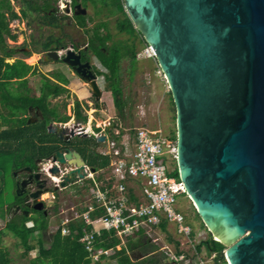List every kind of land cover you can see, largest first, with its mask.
I'll list each match as a JSON object with an SVG mask.
<instances>
[{
  "label": "water",
  "instance_id": "1",
  "mask_svg": "<svg viewBox=\"0 0 264 264\" xmlns=\"http://www.w3.org/2000/svg\"><path fill=\"white\" fill-rule=\"evenodd\" d=\"M122 3L165 76L175 110V164L184 194L213 237L226 246L229 264H264V0ZM74 8L76 15L87 12L80 3ZM68 59L69 53L65 60L73 63ZM85 80L101 100L95 79ZM106 138L105 132L96 137L98 142ZM45 159L52 162L54 175L57 163L70 166L60 186L85 176L84 160L75 149L56 150ZM27 185L28 179L18 185L19 195ZM42 192L30 197L36 210L48 214L39 199Z\"/></svg>",
  "mask_w": 264,
  "mask_h": 264
},
{
  "label": "rangeland",
  "instance_id": "2",
  "mask_svg": "<svg viewBox=\"0 0 264 264\" xmlns=\"http://www.w3.org/2000/svg\"><path fill=\"white\" fill-rule=\"evenodd\" d=\"M15 11H21V7L24 4L23 0H11ZM44 1H36V3L41 4ZM82 7H85L87 12L85 15H76L77 22H79L78 17L83 16L88 21L87 26L90 28V31H93L94 26L101 24L104 26L102 33H110L112 38L108 44L112 42L117 45L120 42H127L131 46L133 44L134 50L140 51L144 46L145 42L142 41V37L138 35L136 31L135 35L130 34V32H120L118 30L119 24L125 23L124 19L128 16L124 10H120L116 0H80ZM66 0H58L56 5L58 11H61L62 7H65ZM123 6V5H122ZM31 13V12H28ZM32 16H25L23 18L15 19L10 22L12 24H18L17 27H11L13 33L16 35L22 36L24 34H29L31 29L33 32H36L35 20L31 18ZM28 44V43H27ZM34 56L29 58L28 62L32 63L37 57L35 53L38 51L34 49ZM37 75H31L30 79H37ZM99 83L106 84L103 82L102 76L99 79ZM107 86V84H106ZM120 86L122 88V96L126 101L127 105L124 108V118L119 119L116 117V108L112 96V92L106 87L103 91V97L99 102L105 106H97L98 108L104 107V110L101 112L92 113L93 117L97 123L96 125L102 124L105 128V125L109 122H117L121 126L119 128L113 129V133L123 132V137H126L128 134L132 135L134 129L137 127H150V128H160L164 135L171 137L173 131L175 130V110L174 105L171 100L170 92L168 86L164 80L163 72L160 70L156 59L154 57H142L136 58L131 64L128 57H124L120 60ZM86 85H82L84 89ZM90 100V99H88ZM72 98L68 96L64 102L71 103ZM63 102V103H64ZM86 109L88 112H84L87 115V118H90V108L94 106L90 103L86 104ZM11 102L8 108H11ZM68 108V106H67ZM2 111H0L1 113ZM3 114L4 113L2 112ZM12 123L8 127L10 129L8 140L1 141L0 148L6 147L7 154L0 156V224L3 220H7L11 215L16 212L14 208L8 210L11 205L15 204L18 200V197L22 196L18 194L17 178L19 169H21L24 155L26 152H29L30 145L26 144L25 147L17 148L16 139L13 137L16 132V127H20L19 120L13 119L9 120ZM28 124V123H27ZM26 125V124H25ZM34 125L33 131L38 129L35 123L29 124ZM42 126V124H41ZM43 127V126H42ZM4 126L0 125V129ZM95 131V129L92 127ZM131 131H133L131 133ZM49 133V130H48ZM47 133V134H48ZM51 134L49 133V137ZM22 137V136H21ZM48 138V136H46ZM96 138V137H95ZM112 138L111 133L108 132V141ZM174 139L173 137H171ZM107 141V142H108ZM176 141V140H175ZM105 141L101 142L98 145L99 148L108 149L109 143ZM86 143H89L94 148L96 146L95 139H79L77 144L81 147L85 146ZM94 143V144H93ZM32 144V143H30ZM36 145V143L34 142ZM32 145V146H35ZM38 146V145H36ZM85 147L81 150V155L89 167H94L93 164H97L99 157H102L98 153V149ZM21 155V157H20ZM20 160H18V158ZM17 160V161H16ZM171 167H175V162H171ZM90 180L84 179L82 182L71 183L63 189H54L53 183H48L46 187L48 189L44 190L42 196L46 202V209L48 210V230L46 235L48 236L51 231L54 230L55 226L59 224L60 218L58 216L61 214V218L66 219L75 213L76 210H79L88 202V191L82 185L83 183H89ZM48 193H45L47 192ZM52 191V192H51ZM54 195V198L51 199V193ZM19 200V202H21ZM176 204L178 210L184 216V223L187 224L191 231L189 236H183L178 234L175 230V224H167V229L163 230L159 227H153L150 232H147L145 235H141L148 239L144 246L139 245L133 250L137 255L143 254L152 259L153 264H199V259L204 258L207 260L206 264H229L228 261L218 262L215 259V253H209L208 250L203 247L201 251L196 250V244L201 240L209 237L210 231L207 229L206 225L202 222L201 218L198 216L196 209L191 205L190 201L185 194L177 195ZM3 214V216H1ZM36 212L32 217L36 216ZM39 215V214H38ZM3 217V218H2ZM33 217V218H34ZM33 221H29L28 224L31 225ZM136 236H133L135 240ZM215 239H218L215 237ZM219 240V239H218ZM127 241L125 242L126 245ZM2 244L10 250L11 255L13 256V261L11 264H31L30 259L36 255L37 248H34L28 254H24V246L19 242L18 238L11 233L4 234L2 236ZM46 245H48V239L46 240ZM128 248V246L126 245ZM176 249L180 250L183 254V258L178 259V261H173L170 259V253ZM131 252L130 249H128ZM225 251V250H224ZM113 253V251H112ZM111 253V254H112ZM140 257H143L141 255ZM98 264H117L115 258H107L105 262Z\"/></svg>",
  "mask_w": 264,
  "mask_h": 264
},
{
  "label": "flooded vegetation",
  "instance_id": "3",
  "mask_svg": "<svg viewBox=\"0 0 264 264\" xmlns=\"http://www.w3.org/2000/svg\"><path fill=\"white\" fill-rule=\"evenodd\" d=\"M23 2L25 1L23 0ZM66 3L67 4H65V7H63L61 11H58L56 3L51 2L49 10L28 13V16L31 15V18L35 20L34 23H36V32H33V29H31L29 34L26 33L19 36L16 35L18 31L13 33L12 28L19 26L20 22H18L17 25L12 24L10 26V28L12 27L11 32L15 37H7L6 43H4L7 46V50L11 51V55L6 56V60L10 62L24 60L28 64L32 65V67L25 75V78L27 79L7 80V90L11 95L12 107L8 108V106L3 108L0 106V111L7 113L8 121L13 119L19 120L18 123H20V127H16L15 131H23L21 138L23 147H25L26 144L29 145V143L33 141L36 145H38V147L54 148V151H69L70 149L76 150V148L80 146L77 144L79 139L87 138L91 141L93 138L96 143L95 148L89 143H86L85 147H93L96 151L101 142L97 141L95 137L98 135H95V133L105 132L107 140V128L116 125V127L113 128L116 129L121 125L117 122H109L104 128L102 124H95L97 121L95 120V117L92 116V113L96 114L97 112L98 114V112L104 110V107L98 108L97 106L105 105L95 99L85 79H95L99 88L104 91L107 87V79L108 76L111 75V72L103 63L101 56H99L96 51V45H93L91 42L93 39V31H90V28L87 26L88 21L84 19L85 23L82 26H80L77 22L76 14L74 13V6L77 3H81L80 0H66ZM66 8L69 10L66 11ZM20 15L21 16L19 18L25 17L21 13ZM103 29L104 28H101V31ZM103 35H105V33H103ZM108 42L107 46L112 45L108 44ZM99 48L106 51L108 54L110 53V51H107L104 46L99 45ZM34 49L38 51L35 53L37 57L34 61H32V63H29L28 59L34 56ZM68 53V60H73V63L65 60ZM0 54H2L1 51ZM37 74V79H30L31 75ZM101 76L103 82L106 83L105 85L99 83ZM116 79H118V75ZM82 85H86V87L82 89ZM68 96L72 98V101L66 105L64 100ZM77 101L79 102L83 112H88L85 106L86 104L90 103L91 106H94L93 108H90V116L93 119L95 128H101V130H90L88 131L87 136L78 135V132H75V134L70 133L71 130L75 129V126H82L85 123L83 121H71L72 117L75 118V102ZM26 102L28 104H26ZM115 116L121 119L118 114ZM55 117L57 118L56 120L54 119ZM65 117L68 118L65 119ZM24 119H26L28 125L35 123V125L40 129H42L43 121H48L47 127L51 128L55 132L50 133L51 136L45 140L42 139L39 133L34 136H30L28 131H26L28 126L23 124ZM11 123L12 121H9L4 127L8 128ZM64 129L67 130L66 133L62 135L60 133H56L57 131L60 132ZM113 129L111 130L113 131ZM16 144L17 141L15 145ZM28 154L29 152H26L23 159H26ZM49 163L52 162H49L45 159V157H41L39 155H34V160L32 162L25 161L21 169H19L18 175H16V188H18V185L25 179H28V185L23 194H21V202L15 203L11 210L14 208L15 211H29L30 215V211L36 210L34 208V199L30 197L32 192L43 190L39 199L40 201H44L42 196L44 194V190L48 189V187H46L48 183H53L55 190H58L59 187L65 188L71 183H76L70 182L66 183V186H60V182L62 181L61 179L59 184H55L57 181L52 178L54 174H51L49 171V167L52 165H49ZM84 163L86 164L85 161ZM58 167L60 170V165H58ZM64 167L66 168L64 170L62 169L63 174L61 177L70 169L69 165H64ZM38 174L39 176L37 177ZM56 176L58 177L59 173L56 174ZM43 183V188H40V185ZM45 193H48V191ZM44 203L45 207H47L45 201ZM41 211L44 212V210Z\"/></svg>",
  "mask_w": 264,
  "mask_h": 264
},
{
  "label": "built area",
  "instance_id": "4",
  "mask_svg": "<svg viewBox=\"0 0 264 264\" xmlns=\"http://www.w3.org/2000/svg\"><path fill=\"white\" fill-rule=\"evenodd\" d=\"M142 57L155 58L150 45L145 44L136 52V58ZM75 130L78 133L89 131L83 126H77ZM107 143L109 148H98V153L109 155L110 163L94 170L84 163L85 176L76 181L90 180L82 184L88 191V202L66 219L61 218L62 213H59L60 222L54 230L60 226L61 232L67 234V224L74 220H82L90 225V228L82 227L79 240L84 244L92 262L101 258L102 254L114 252V247L96 246V235L102 229L114 230L120 239L117 248L125 245L128 236H134L140 230L142 234H147L163 220L167 224H175L178 234L189 236L191 229L184 223V216L176 204L177 195L184 194L181 182L172 174L174 167H171V162H175L176 158V141L164 135L160 128L141 126L135 128L132 135L128 134L121 139L111 138ZM60 168L59 176L52 177L57 181L55 184H59L66 167L60 165ZM169 255L170 259L178 261L185 254L173 251ZM206 263L204 258L199 259V264Z\"/></svg>",
  "mask_w": 264,
  "mask_h": 264
},
{
  "label": "trees",
  "instance_id": "5",
  "mask_svg": "<svg viewBox=\"0 0 264 264\" xmlns=\"http://www.w3.org/2000/svg\"><path fill=\"white\" fill-rule=\"evenodd\" d=\"M24 4L21 7V14L23 16H28V12H38V11H46L49 10L51 2L56 3L58 0H43L44 2L41 4L36 3L37 0H24ZM119 5L121 11H123V3L122 0H116ZM21 15L17 11H15L14 6L11 0H0V104L1 107H8L11 102V96L7 95V92H4L6 89V84L8 79H27L25 75L30 71L32 65L28 64L24 60L18 61H7L6 56L11 55V51L7 50L6 39L7 37L14 38L15 36L11 32L10 22L19 18ZM80 26L84 25L85 17H78ZM125 23H120L118 30L120 32H130V34L135 35L137 31L129 17L126 16L124 19ZM101 28H104L103 25H95L93 29V39L91 40L93 45H96V51L99 56H101L103 63L108 67L111 72V75L108 76L107 79V88L112 92L115 108L117 114L124 118V108L127 105L126 101L122 96V88L120 86V78H119V64L120 60L124 57H128L130 63L136 59V51L133 48V44L127 42H120L117 45L115 42H112V45L107 46V42L111 40L112 36L110 33L103 35ZM139 33V31H137ZM138 35L141 36L139 33ZM142 37V36H141ZM142 41L143 38L141 39ZM99 45L104 46L107 51H110L108 54L106 51L99 48ZM118 75V79L117 78ZM173 103V102H172ZM26 104H28L26 102ZM74 115L77 119L86 121L87 116L83 114L82 109L79 105V102H75V111ZM68 117H65V119ZM8 116L6 114L0 113V125L6 126L8 124ZM22 124V123H21ZM23 124H26L28 128L26 131L30 134V136H34L35 134H40L42 139L45 140L46 136L49 135L47 125L44 124L42 130L39 129L37 131H33V126L28 125L26 119L23 120ZM20 126V125H19ZM101 130V128H95V131ZM10 130L6 127L0 129V144L1 141L8 140ZM133 131H131L132 133ZM48 133V134H47ZM123 132L119 131L118 135H115L111 131L112 138L121 139L123 137ZM23 135V131L16 132L14 134V138L17 140V148H22L21 136ZM176 140V131H173L170 135ZM32 143V144H30ZM29 145V154L26 159L23 160L21 164H24L25 161H33L34 155H39L41 157H48L53 153L54 148H45L38 147L31 141ZM35 145V146H32ZM85 146L77 147L76 150L81 153ZM6 147L0 148V156L7 154ZM97 164H93L95 168L105 167L110 163V156L101 155ZM17 157V156H16ZM21 157V155H20ZM18 158V157H17ZM20 160V158H18ZM17 161V160H16ZM173 175L177 177V167L175 164ZM1 193V191H0ZM21 200L18 197L16 203H19ZM13 207L8 208L10 210ZM34 212L38 213L37 217L32 215ZM3 216V214L1 215ZM199 216V215H198ZM3 218V217H2ZM33 221L34 225L29 226L28 222ZM69 228V232L67 234H63L61 232L60 226H58L55 230L51 231L49 235H46L48 230V214H45L43 211H30V215H26L25 211H20L19 213L14 212L11 217L7 220H3L0 224V264H11L13 261V256L10 253L8 247L2 244V236L7 233H11L16 236L24 246V254L30 253V251L34 248H37L36 255L30 259L31 264H98L104 263L107 258H115L117 264H153L152 259L145 256V252L140 254L134 252V248L142 245L148 241L147 238L141 236L142 230L138 231L134 236H136L135 240H133V236H128L126 245H121L119 248L116 245L119 243L120 239L114 234V230L102 229L101 233L96 235L95 244L96 246H103L105 248L114 247V252L112 254L106 255L102 254L101 258L96 260L95 262L91 261V258L88 256V252L84 246V244L79 240L80 234L82 233V227L86 226L90 228V225H86L82 220H74L67 224ZM159 228L165 230L167 229L166 221H162L159 225ZM48 239V245H46V240ZM205 247L208 252L215 253V259L220 261H227L225 257V248L226 246L218 239H215L210 232L209 237L201 240L196 244V250L201 251L202 248ZM131 250V252L128 251ZM176 253H180V250L176 249ZM143 255V257H140Z\"/></svg>",
  "mask_w": 264,
  "mask_h": 264
},
{
  "label": "crops",
  "instance_id": "6",
  "mask_svg": "<svg viewBox=\"0 0 264 264\" xmlns=\"http://www.w3.org/2000/svg\"><path fill=\"white\" fill-rule=\"evenodd\" d=\"M65 1V0H64ZM18 13H21L20 11L18 12ZM4 92H7V95H9V96H11L8 92V90H7V84H6V89H4ZM0 106H1V104H0ZM83 112V111H82ZM53 114H54V112H53ZM83 114H85L84 112H83ZM116 114H117V111H116ZM87 116V115H86ZM57 117V116H56ZM54 118L55 120L57 119V118ZM74 117H75V115H74ZM59 118V117H58ZM63 119V118H62ZM61 119V120H62ZM53 120V119H52ZM71 121L72 122H76V121H81L82 122V120H79V119H77L76 117L75 118H73L72 117V119H71ZM83 122H85L82 126L83 127H86L89 131L91 130H93L92 129V127L95 129V124L93 123V119H92V117L90 116V118H87L86 119V121H83ZM43 125L44 124H46L47 126H48V121L46 122V121H43V123H42ZM48 128V127H47ZM48 129H51V128H48ZM49 133H52L51 131H49ZM48 137H49V135H47ZM91 168V167H90Z\"/></svg>",
  "mask_w": 264,
  "mask_h": 264
},
{
  "label": "bare ground",
  "instance_id": "7",
  "mask_svg": "<svg viewBox=\"0 0 264 264\" xmlns=\"http://www.w3.org/2000/svg\"><path fill=\"white\" fill-rule=\"evenodd\" d=\"M216 238H218L219 239V237L217 236Z\"/></svg>",
  "mask_w": 264,
  "mask_h": 264
}]
</instances>
